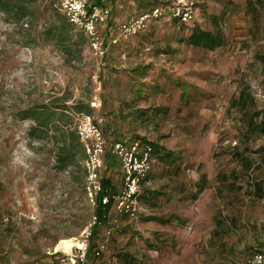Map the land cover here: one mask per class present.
Wrapping results in <instances>:
<instances>
[{
  "label": "rangeland",
  "instance_id": "rangeland-1",
  "mask_svg": "<svg viewBox=\"0 0 264 264\" xmlns=\"http://www.w3.org/2000/svg\"><path fill=\"white\" fill-rule=\"evenodd\" d=\"M167 1L115 0L101 38ZM194 1L198 28L223 38L215 51L180 44L188 27L152 20L96 58L87 37L64 25L60 0H0V264H71L75 250L56 246L78 241L92 222L83 152L60 171L59 133H29L32 114L54 104L70 108L72 130L79 107L102 117L107 151L133 139L156 146L138 214L110 212L96 228L93 264H119L122 253L134 264H234L225 257L248 232L264 249V138L246 142L230 106L246 86L264 109V0ZM112 160L107 153L101 178L117 192L122 173Z\"/></svg>",
  "mask_w": 264,
  "mask_h": 264
},
{
  "label": "built area",
  "instance_id": "built-area-1",
  "mask_svg": "<svg viewBox=\"0 0 264 264\" xmlns=\"http://www.w3.org/2000/svg\"><path fill=\"white\" fill-rule=\"evenodd\" d=\"M110 0H60V10L68 23L83 32L87 37L90 50L96 58H102L107 51V45L99 34L108 18ZM152 20L177 21L180 25L190 26L196 20V2L194 0H171L167 5L153 8L137 18L120 23L116 36L109 38L108 45H115L120 39L126 40L143 31ZM90 106L99 108L98 98L92 99ZM75 132L85 153L84 194L92 208L95 207L97 196L102 191L101 171L104 168L106 142L104 137V121L100 116L92 118L79 114L75 119ZM109 152L120 165L122 182L120 189L113 197V208L118 214L134 218L139 212L138 197L141 185L153 168L152 148L139 141H118L110 146ZM101 203L107 204L104 197ZM96 224L95 217L85 228L79 240L75 255L70 254L71 264H84L85 254L89 246L92 228ZM109 233V232H107ZM98 256V252L95 253ZM247 264H264V250L257 251Z\"/></svg>",
  "mask_w": 264,
  "mask_h": 264
},
{
  "label": "trees",
  "instance_id": "trees-1",
  "mask_svg": "<svg viewBox=\"0 0 264 264\" xmlns=\"http://www.w3.org/2000/svg\"><path fill=\"white\" fill-rule=\"evenodd\" d=\"M114 1L115 0H110L107 3V5H105L106 7L109 8V15L106 20V23L103 26L112 25L111 8H112ZM170 1L171 0L165 3L156 4L155 6L151 7L148 11L144 13L149 12L155 7L167 5ZM15 12L17 13V11ZM144 13H141L135 18L141 16ZM153 21H158V20H153ZM168 22H174V20L168 21ZM64 25L67 26L68 28L69 26L73 27L72 25L68 23V21L66 23L64 22ZM83 36H84L83 32L81 31L78 32V37L81 38ZM108 43H109V39L105 41V45H107V50L110 46H112V45H108ZM179 43L185 44L193 48H199V49H204V50L213 52L223 45V38L219 34L214 35L209 32L202 31L199 28L194 27L191 30V34L189 35V37L186 39L180 40ZM258 60L262 64H264V57H259ZM230 106L231 108H234L235 110H237L241 115L240 120L244 128L243 137L245 138L246 142L250 141L254 137L264 138V109H261V110L257 109L254 97L249 93L248 88H246V86L241 87L237 98L231 100ZM38 110L39 111H37V113L32 114L34 116L35 126L30 128L29 133H31V136L34 137L36 133L42 134L41 132L44 133L51 126L55 130V132L59 133V138L61 142V149H60L61 154L57 156L56 158L57 166L59 170L64 171L66 168L73 165L75 163V158H76V154L78 151L83 152V156H84L83 159H85V153L83 151L82 145L79 143V140L75 132V128L74 130H72V119L65 115V113L69 112L70 108L67 107L65 104H54L50 107H41ZM76 112H77V115L79 114L89 115L88 107H79L76 109ZM104 128H105V125H104ZM104 137H105V129H104ZM35 139L37 141H42L43 137L38 135L35 137ZM133 140L139 141L142 144L150 145L152 148V158L155 160V151H156L155 145H151V143H149L148 141L142 140V139H133ZM106 146H107V143H106ZM109 149L108 151L106 150V154L108 153L110 155ZM260 150H263L264 152V147L263 149H260ZM111 163L113 165H119V162L115 158H113ZM204 183H205V178L204 176H201V179L199 180V183L197 185L198 187L197 194L201 193L202 190L204 189V186H205ZM101 186H102V191L98 194L96 205L93 208V217H95L96 219V224L92 228L89 246L85 254L84 260L86 264H93L92 260L95 258L94 251H93V247H94L93 240L96 235V228L99 226L107 225L110 212L112 211V208H113V197L116 194V189L112 185L110 179L101 178ZM104 197L108 198V203L103 205L101 203V200Z\"/></svg>",
  "mask_w": 264,
  "mask_h": 264
},
{
  "label": "crops",
  "instance_id": "crops-1",
  "mask_svg": "<svg viewBox=\"0 0 264 264\" xmlns=\"http://www.w3.org/2000/svg\"><path fill=\"white\" fill-rule=\"evenodd\" d=\"M114 3H115V1H114ZM113 3V4H114ZM114 5H112V8H111V22H112V20H114V18H113V14H114V11H115V7H113ZM197 20H198V9H197V4H196V20H195V22L192 24V25H190V26H184V25H181V26H184V27H188V28H190V29H188L189 30V34H188V36L186 37V38H188L189 37V35L191 34V30L194 28V27H196V28H198V26L196 25V23H197ZM158 21H161V20H158ZM164 21V20H163ZM164 22H166V21H164ZM175 22V21H174ZM177 23V22H176ZM179 24V23H178ZM180 25V24H179ZM206 32V31H205ZM214 35H216V34H214ZM185 38V39H186ZM180 41V40H179ZM195 49H199V48H195ZM202 50H204V49H202ZM205 51H207V50H205ZM210 52V51H209ZM109 81H115V80H112V79H109ZM118 84V83H117ZM131 141H134V140H131ZM131 141H128V142H131ZM154 163H155V160L153 159V165H154ZM149 176V175H148ZM148 176H147V178L143 181V183H142V185H141V188L143 187V185L145 184V182L147 181V179H148ZM204 178H205V176H204ZM200 179H201V177H200ZM199 179V180H200ZM205 182H206V180H205ZM198 183H199V181H198ZM198 183H197V185H198ZM205 184V183H204ZM204 188H205V186H204ZM197 190H198V187H197ZM204 190V189H203ZM202 190V191H203ZM200 194V193H199ZM198 194H197V192H196V195L193 197V199H195L196 198V196H197ZM247 227V226H246ZM216 230H217V227H215V229L213 230V235L212 236H215L217 233H216ZM245 230H246V228H245ZM245 230H244V232H245ZM247 230L249 231V229H248V227H247ZM257 234V233H256ZM249 236H250V232H248V234H245L244 235V239L241 241V243H240V246L238 247L239 248V253H235L234 254V257H229V256H226L225 257V259H231V260H233V259H238V261H234V264H247L250 260H251V258L253 257V255L257 252V251H259V250H264L263 248H261V249H258L259 248V244H257L256 243V241L255 240H251V241H247V237L249 238ZM250 255H249V254ZM117 260H119L120 261V263L119 264H134L136 261V259L134 258V257H132L131 255H129L128 253H122V255H119L118 256V259Z\"/></svg>",
  "mask_w": 264,
  "mask_h": 264
},
{
  "label": "bare ground",
  "instance_id": "bare-ground-1",
  "mask_svg": "<svg viewBox=\"0 0 264 264\" xmlns=\"http://www.w3.org/2000/svg\"><path fill=\"white\" fill-rule=\"evenodd\" d=\"M79 243L74 239L69 240H61L59 244L56 246L57 250H61L64 253L68 254L71 252L72 248L78 247Z\"/></svg>",
  "mask_w": 264,
  "mask_h": 264
}]
</instances>
